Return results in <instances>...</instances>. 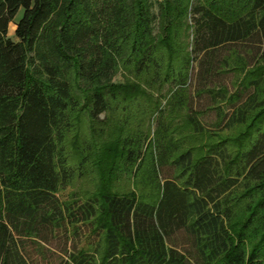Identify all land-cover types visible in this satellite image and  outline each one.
Masks as SVG:
<instances>
[{"label": "trees", "instance_id": "16d2710c", "mask_svg": "<svg viewBox=\"0 0 264 264\" xmlns=\"http://www.w3.org/2000/svg\"><path fill=\"white\" fill-rule=\"evenodd\" d=\"M0 264H264V0H0Z\"/></svg>", "mask_w": 264, "mask_h": 264}, {"label": "rangeland", "instance_id": "374dc122", "mask_svg": "<svg viewBox=\"0 0 264 264\" xmlns=\"http://www.w3.org/2000/svg\"><path fill=\"white\" fill-rule=\"evenodd\" d=\"M13 34V26L11 27L10 30V35ZM199 64L198 61L194 62V67L192 70V77L190 80V90L192 94V107L194 109H205L207 108L210 104V98L208 95L203 94L201 96H198L196 94V91L198 89V82H199ZM123 79L121 75L116 77V80H121ZM221 77H217L216 80H220ZM226 82L230 81V77L228 76L225 78ZM216 118V113L214 111H209L206 115L202 117V120L205 124H211ZM154 127V126H153ZM154 129V128H152ZM96 179L94 178V175H88L84 178L78 179L71 187H68L66 191L62 193V197H66L69 194L72 193H77L79 195H84L85 193H91L95 189V182ZM123 186L124 188H128L130 183H128V178H124L123 181ZM65 238H60L58 240H55L52 242L51 246L53 248H61L65 244Z\"/></svg>", "mask_w": 264, "mask_h": 264}]
</instances>
